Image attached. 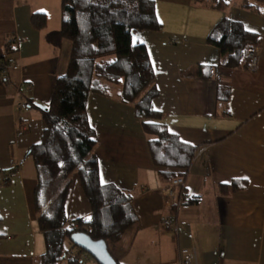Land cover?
<instances>
[{
    "label": "crops",
    "instance_id": "0c3cea01",
    "mask_svg": "<svg viewBox=\"0 0 264 264\" xmlns=\"http://www.w3.org/2000/svg\"><path fill=\"white\" fill-rule=\"evenodd\" d=\"M153 1L161 30L135 35L154 67L159 95L153 106L162 114L159 123L196 152L187 169L157 166L134 105L89 96L100 181L131 196L138 218L109 252L119 264H179L182 249L195 251L197 264H264V15L243 8L245 0H227L225 9L216 8V0ZM61 5L0 0V63L20 65L7 84L0 74V169L19 164L10 185L0 186V264H39L46 253L33 204L36 168L25 155L42 140V107L68 66ZM38 13L47 19L40 30L32 24ZM224 19L255 35L257 69L226 66L227 56L207 43ZM14 37L21 41L16 50ZM205 67L210 77L197 76ZM178 177L190 200L172 210L165 191ZM232 183L238 190L222 193L220 187ZM66 212L69 224L71 216L92 214L77 176ZM170 216L177 230L165 226Z\"/></svg>",
    "mask_w": 264,
    "mask_h": 264
},
{
    "label": "trees",
    "instance_id": "16d2710c",
    "mask_svg": "<svg viewBox=\"0 0 264 264\" xmlns=\"http://www.w3.org/2000/svg\"><path fill=\"white\" fill-rule=\"evenodd\" d=\"M214 3L220 9L228 5L227 0ZM242 7L264 15V0H245ZM61 9V36L71 44L68 66L65 75L55 79L48 110L43 111L42 140L27 151L25 158L32 159L36 168L38 184L33 204L46 241V253L39 264H85L80 255L86 252L71 242L74 234L85 233L109 247L138 222L130 206L131 196L100 181L99 162L93 154L95 131L88 118L89 96L98 94L134 105L136 117L150 137L157 166L187 169L196 149L160 124L162 114L153 106L159 95L154 67L146 45L136 42L135 35L161 30L155 2L62 0ZM46 23L45 14L33 15L36 29H43ZM255 39L240 23L224 19L210 33L207 43L227 56L226 66L249 69L245 49L256 43ZM211 71L210 67L201 68L197 76L210 77ZM18 171V166L1 168L0 186L10 185L11 176ZM74 176L81 181L92 214L69 224L66 203ZM238 187L239 183H232L220 190L227 194ZM73 250L78 251L75 257L64 260V255Z\"/></svg>",
    "mask_w": 264,
    "mask_h": 264
},
{
    "label": "built area",
    "instance_id": "2783aa9c",
    "mask_svg": "<svg viewBox=\"0 0 264 264\" xmlns=\"http://www.w3.org/2000/svg\"><path fill=\"white\" fill-rule=\"evenodd\" d=\"M11 47L15 50L19 48L21 43L18 37H14L10 41ZM246 58L249 61V70L257 69L260 61V53L257 45L249 44L245 49ZM12 70H20V65L18 64H8L5 62L0 63V74L2 77V81L4 83L10 82V71ZM25 130V128H24ZM14 166H18V163H13ZM186 182L183 177H178L172 181L171 186L165 191L166 196H168L169 201L168 205L172 207V210L179 209L184 203L190 200V197L186 195L183 190L185 188ZM180 191V193H178ZM165 226L177 230L176 218L174 216H170L165 220ZM180 263L179 264H197L196 252L190 251L188 249H182L180 251ZM88 258L86 253L81 254V259ZM74 258L72 251H68L67 254L64 255V259L71 260Z\"/></svg>",
    "mask_w": 264,
    "mask_h": 264
},
{
    "label": "water",
    "instance_id": "95a60500",
    "mask_svg": "<svg viewBox=\"0 0 264 264\" xmlns=\"http://www.w3.org/2000/svg\"><path fill=\"white\" fill-rule=\"evenodd\" d=\"M45 111L47 107H42ZM71 242L95 259L98 264H117L104 241H94L85 233L74 234Z\"/></svg>",
    "mask_w": 264,
    "mask_h": 264
},
{
    "label": "rangeland",
    "instance_id": "374dc122",
    "mask_svg": "<svg viewBox=\"0 0 264 264\" xmlns=\"http://www.w3.org/2000/svg\"><path fill=\"white\" fill-rule=\"evenodd\" d=\"M12 71H18V70H12ZM80 183V182H79ZM70 219H71V221L72 222H74V221H76V218L75 217H73V216H71V217H69ZM78 220V219H77ZM116 244V243H115ZM114 244L113 243H110L109 244V246H113ZM72 253H73V255H74V257H75V254L76 253H78V251L77 250H73L72 251ZM179 256H180V254H179ZM80 258H81V255H80ZM92 258V257H91ZM85 259V264H98L93 258L92 259H89V257L87 258H84ZM64 260H66V259H64ZM180 261V260H179Z\"/></svg>",
    "mask_w": 264,
    "mask_h": 264
}]
</instances>
